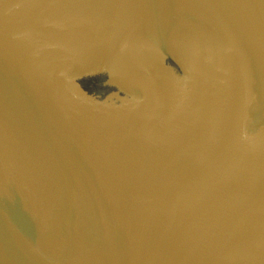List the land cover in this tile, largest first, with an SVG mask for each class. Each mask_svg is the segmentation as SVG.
<instances>
[{
  "label": "water",
  "instance_id": "95a60500",
  "mask_svg": "<svg viewBox=\"0 0 264 264\" xmlns=\"http://www.w3.org/2000/svg\"><path fill=\"white\" fill-rule=\"evenodd\" d=\"M0 264H264V0H0Z\"/></svg>",
  "mask_w": 264,
  "mask_h": 264
}]
</instances>
